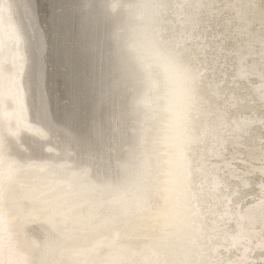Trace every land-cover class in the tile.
<instances>
[{"label": "bare ground", "instance_id": "obj_1", "mask_svg": "<svg viewBox=\"0 0 264 264\" xmlns=\"http://www.w3.org/2000/svg\"><path fill=\"white\" fill-rule=\"evenodd\" d=\"M153 50L193 70L179 131L134 104ZM145 157L149 210L60 226L61 264H264V0H0V228L32 264L49 217Z\"/></svg>", "mask_w": 264, "mask_h": 264}, {"label": "clouds", "instance_id": "obj_2", "mask_svg": "<svg viewBox=\"0 0 264 264\" xmlns=\"http://www.w3.org/2000/svg\"><path fill=\"white\" fill-rule=\"evenodd\" d=\"M139 67L146 90L134 98L135 106L160 117L166 131H179L187 120L193 70L178 56L158 50L142 55ZM150 177L151 166L145 157L135 164L120 165V176L100 186L97 198L82 186L84 200L80 206L87 208V214L77 216L70 210L49 217L43 239L33 237L30 241V248L38 255L36 264H61L64 237L58 228L64 224L88 222L99 228L115 227L142 216L155 196ZM135 255L140 257L139 264H159V252L152 245H145ZM0 264H32L5 228H0Z\"/></svg>", "mask_w": 264, "mask_h": 264}, {"label": "rangeland", "instance_id": "obj_3", "mask_svg": "<svg viewBox=\"0 0 264 264\" xmlns=\"http://www.w3.org/2000/svg\"><path fill=\"white\" fill-rule=\"evenodd\" d=\"M261 178H263V177H261ZM263 181H264V179H262Z\"/></svg>", "mask_w": 264, "mask_h": 264}]
</instances>
